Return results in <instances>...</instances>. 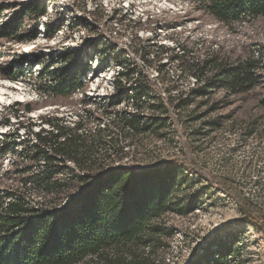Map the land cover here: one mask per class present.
Returning <instances> with one entry per match:
<instances>
[{"label": "rangeland", "instance_id": "rangeland-1", "mask_svg": "<svg viewBox=\"0 0 264 264\" xmlns=\"http://www.w3.org/2000/svg\"><path fill=\"white\" fill-rule=\"evenodd\" d=\"M30 7L42 10L34 13ZM19 15L23 21L17 32L3 36L4 26ZM47 24L61 30L48 36ZM32 32L34 40L22 39ZM247 59L254 61L258 75L253 88H218L203 96L193 92L200 86L198 78L210 77L211 61ZM88 65L95 71L83 78L81 90L67 97L39 92L49 79H40L39 72H73ZM121 66L138 70L122 81V92L143 82L150 95L113 107L104 97L114 92ZM10 67L19 72L17 80L3 76ZM0 87L10 88L0 103V212L10 201L6 192L18 193L32 206L56 208L76 194L82 187L75 177L79 170L59 176L63 190L44 191L27 180L32 171L23 173L31 164L22 154L25 145L5 155L1 147L7 141L11 145L17 133L21 140L32 138L27 125L40 122V115L58 113L75 120L89 111L84 133L98 146L90 158L92 171L119 165L169 167L176 181L174 209L151 222L145 231L150 241L108 248L104 256L137 254L149 264H189L195 255L214 250L216 239H230L239 246L234 264H264V230L242 222L240 207V200L248 199L264 214V16L224 23L201 0H0ZM86 95L91 102L84 105ZM27 103L33 107L29 113ZM16 107L22 117L14 115ZM115 111L136 113L148 127H123ZM155 225L160 228L152 231ZM104 259L95 254L79 264Z\"/></svg>", "mask_w": 264, "mask_h": 264}, {"label": "trees", "instance_id": "trees-1", "mask_svg": "<svg viewBox=\"0 0 264 264\" xmlns=\"http://www.w3.org/2000/svg\"><path fill=\"white\" fill-rule=\"evenodd\" d=\"M201 3L208 13L224 23L238 21L246 15L264 16V0H201ZM30 10L40 13L42 8L30 7ZM22 21L20 15L15 17L4 26L1 34L14 35ZM46 29L47 35L53 36L61 30V26L51 30L47 24ZM35 38L33 32L22 37L25 40ZM160 47L166 46L162 44ZM97 60L99 62L102 59ZM115 60L118 64L122 63L118 57ZM211 62L213 68L210 77L204 81L197 79L200 86L193 89L197 96L218 88L245 91L258 82L255 63L251 59ZM20 69L24 72L23 66ZM91 69L95 71L92 65L73 72L66 68L43 70L39 72V78L49 75V79L42 81L39 92L50 96H70L82 89L83 78ZM137 71L135 66L126 69L121 66L113 83L114 92L104 97L108 104L114 107L122 100L134 103L150 95V88L143 82H137L135 86L126 88L125 93L122 92V81L130 79ZM18 73L10 67L4 69L3 76L17 80ZM90 99L86 95L84 105L90 103ZM186 100L183 98V101ZM262 104L264 106V100ZM21 105L22 102L16 103V106ZM32 110L31 103L25 104V113ZM20 111L16 107L13 113L19 118L22 117ZM88 114L89 111H86L85 115H79L75 120H69L58 113L40 115V122L27 125L26 130L32 138L21 140V135L17 133L11 145L9 141L2 145V155L12 147L25 145L22 154L31 164L22 170L23 173L32 171L27 180L36 188L49 192L63 190L65 183L59 176L68 170H79L75 177L79 178L82 187L65 205L58 208L36 204L32 206L18 193L6 192L10 201L0 212V264H79L95 254L103 259L105 257L103 262L99 260L97 264H149L148 258L139 259L137 254L129 259L118 255L104 256L105 250L131 241L143 245L150 241L145 231L151 222L174 209L173 190L176 181L172 168L158 169L151 166L138 170L133 165H119L111 167L107 172L92 171L90 158L98 146L94 140L89 142L88 133H84L87 131ZM115 115L123 121V127L135 131L148 127L142 121L143 117L136 113L115 111ZM6 123H11L10 117ZM37 124L40 128L34 131ZM69 162L73 164L72 168L67 165ZM240 207L244 214L242 222H250L254 227L264 230V214L255 209L253 203L242 199ZM159 228L155 225L151 230L157 231ZM229 240L216 239L214 250L195 255L189 264H234L239 246Z\"/></svg>", "mask_w": 264, "mask_h": 264}, {"label": "bare ground", "instance_id": "bare-ground-1", "mask_svg": "<svg viewBox=\"0 0 264 264\" xmlns=\"http://www.w3.org/2000/svg\"><path fill=\"white\" fill-rule=\"evenodd\" d=\"M9 89L10 88L4 89V88L0 87V103L6 98L5 97V94H7L6 91H8ZM16 96L21 97L20 94L19 95H16Z\"/></svg>", "mask_w": 264, "mask_h": 264}]
</instances>
